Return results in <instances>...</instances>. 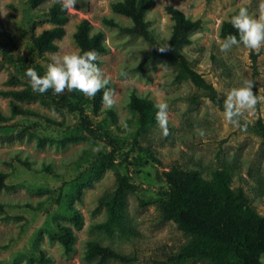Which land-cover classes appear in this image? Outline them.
<instances>
[{
  "label": "rangeland",
  "instance_id": "374dc122",
  "mask_svg": "<svg viewBox=\"0 0 264 264\" xmlns=\"http://www.w3.org/2000/svg\"><path fill=\"white\" fill-rule=\"evenodd\" d=\"M55 1L59 0L32 7L28 0H0V23L6 33L0 32V91L27 84L20 60L45 72L49 54L78 47L73 33L78 22L87 19L91 33L103 34L106 51L99 54V67L110 79L108 87L115 90L116 103L112 108L101 104L97 111L87 103L85 110L95 125L115 138L119 150L113 167L97 163L95 158L106 153L108 146L101 137L90 138L76 129L75 118L66 111H56L59 118H54L63 120L64 128L20 118L0 124V171L10 173L7 186L0 188V203L9 205L0 211V264H40L38 249L50 259L47 264H212L206 259L177 260L182 250L199 237L179 231L174 222L163 218L165 173L178 166L196 170L209 180L216 170L224 169L231 176V188L242 189L249 204L264 215V136L258 130L259 121L264 125V100L254 113L247 112L240 118L247 131L229 125L223 116L227 90L244 79L252 80L255 94L264 97V48L258 54L254 52L255 63L243 46L228 53L220 51L222 22L240 7L256 14L259 0H154L146 12L150 32L163 44L169 40L173 25L164 10L166 5L200 20V27L190 33L191 42L182 51L216 89L220 105L191 81L176 80L178 69L172 62L151 58L152 47L145 39L120 28L130 25V19L112 12L110 4L117 0H77L75 10H67L68 21L64 35L56 41L57 50L40 57L31 37L52 26L46 11ZM104 18L120 26H108ZM121 72L126 75L121 76ZM10 73L18 79L13 84L6 83ZM132 94L155 105H169L167 137L156 123L139 136L138 147L132 143L139 125L128 106ZM10 101L0 94L1 113H10ZM19 104L51 117L44 111L49 108L38 99ZM107 110L114 112L116 126ZM195 128L204 129L206 135L200 137ZM15 158L26 161L28 167ZM46 167L50 172L44 171ZM119 175H126L138 189L127 192L120 225L109 232L97 229L96 224L106 220L105 206L99 201L116 188ZM70 207L81 213L82 226L74 230L73 251L66 253L50 233L58 223L72 226ZM95 241L126 261L87 260V244Z\"/></svg>",
  "mask_w": 264,
  "mask_h": 264
},
{
  "label": "trees",
  "instance_id": "16d2710c",
  "mask_svg": "<svg viewBox=\"0 0 264 264\" xmlns=\"http://www.w3.org/2000/svg\"><path fill=\"white\" fill-rule=\"evenodd\" d=\"M48 0H28L32 7H36ZM155 4L154 0H117L110 4L112 12L126 16L130 19V25L121 27L113 19H103V23L119 27L131 35H139L152 47L150 57L163 58L172 62L178 69L176 80L187 79L196 87L206 91L210 100L220 105L216 89L209 84L203 75L199 73L183 54L182 48L190 44V33L200 27L199 19L188 18L180 9L172 5L164 7L165 12L173 20L172 30L167 43L158 42L149 30L145 18L146 12ZM237 8L235 11H237ZM223 21L220 28V36L225 38L229 34L237 35L236 30L228 22ZM46 15L52 26L31 37V44L40 57L46 52L57 50L56 41L62 38L68 21L67 10L63 9L59 1H55L47 8ZM0 32L6 34L0 23ZM77 46L82 51L95 50L104 53L106 46L103 42L102 32L91 33V23L87 19H81L73 33ZM169 46L170 50L161 53L158 49ZM1 48V46H0ZM253 63L257 60V54L251 52ZM99 59L97 64L99 66ZM23 77L27 84L22 88L1 90L0 94L11 98L10 113L0 112V124H9L16 118L30 122L43 124L50 128H64V121L43 115L33 109L23 107L21 101L38 99L39 102L55 111L71 114L75 118L74 127L83 131L90 138L101 137L108 146L106 153H100L95 158L97 163L106 167L115 165L116 155L119 150L118 143L108 130L95 125L85 110V105L91 103L93 110L97 111L102 104V92L94 98L87 99L82 93L65 91L56 95L51 89L44 94L33 92L29 79L25 76L28 67L26 61L20 60ZM36 71L43 75L45 72ZM17 77L9 74L6 83L13 84ZM129 109L138 119L133 144L139 146V136L146 133L157 122L155 120V104L148 99L132 94L129 101ZM113 125L116 124V116L112 110L105 111ZM258 130L264 136V125L258 122ZM42 144V140L39 141ZM149 153V150H146ZM19 164L27 168L28 163L15 158ZM44 171L50 172L46 167ZM10 176L8 172L0 171V188L6 187V180ZM167 188L164 192L165 200L162 205V214L165 220L174 222L181 232L192 233L199 237L191 242L178 255V261L187 259H206L212 264H264V215L258 213L250 204L242 189H232L231 176L224 170H216L212 178L204 179L198 171L181 169L172 166L165 173ZM138 186L131 182L126 175H119L117 186L113 191L107 192L99 201L100 206H105L106 220L96 224V228L109 232L113 227L120 225L126 205L128 191H137ZM9 205L0 203V211H4ZM31 208L30 205H25ZM69 221L71 225L58 223L50 233V237L57 240L66 253L73 251L75 242V229L82 226L81 213L70 207ZM37 261L40 264L50 262L44 257L42 250L38 249ZM87 260L98 259L100 262L108 260L126 261L113 249L101 245L99 242H89L85 253Z\"/></svg>",
  "mask_w": 264,
  "mask_h": 264
},
{
  "label": "clouds",
  "instance_id": "9594fccd",
  "mask_svg": "<svg viewBox=\"0 0 264 264\" xmlns=\"http://www.w3.org/2000/svg\"><path fill=\"white\" fill-rule=\"evenodd\" d=\"M65 10H75L77 0H59ZM7 15L5 10L3 13ZM236 30L237 35L229 34L220 41V51L230 52L234 47L243 46L250 53H259L264 48V0H259L256 14L249 12L247 7H240L228 21ZM199 35V33L197 34ZM161 53L170 50L169 46L158 49ZM50 62L46 71L40 75L36 69L28 67L25 76L33 92L44 94L49 89L56 95L65 91L79 92L88 98H94L102 92V105L112 108L116 101L115 90L108 87L110 79L105 75L103 69L98 66L99 53L93 50L82 51L79 47L60 49L51 53ZM121 76L126 73L121 72ZM255 84L250 79L242 80L241 84L227 90L226 98L223 101V116L225 121L239 129L247 131V125L241 124L240 118L247 112H255L256 106L264 97H258L253 89ZM157 111L155 120L162 131L163 136L169 133V105L166 102H159L155 105ZM53 118H59L55 108L44 109ZM194 131L204 137L206 132L202 128H195Z\"/></svg>",
  "mask_w": 264,
  "mask_h": 264
}]
</instances>
